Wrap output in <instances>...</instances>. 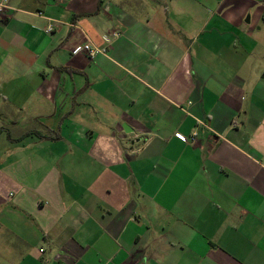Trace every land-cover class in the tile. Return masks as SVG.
Wrapping results in <instances>:
<instances>
[{"label": "crops", "instance_id": "obj_1", "mask_svg": "<svg viewBox=\"0 0 264 264\" xmlns=\"http://www.w3.org/2000/svg\"><path fill=\"white\" fill-rule=\"evenodd\" d=\"M6 5L0 264H264V0Z\"/></svg>", "mask_w": 264, "mask_h": 264}, {"label": "built area", "instance_id": "obj_2", "mask_svg": "<svg viewBox=\"0 0 264 264\" xmlns=\"http://www.w3.org/2000/svg\"><path fill=\"white\" fill-rule=\"evenodd\" d=\"M6 1L7 0H0V15L6 10L7 5H6ZM48 30H51V26L48 27ZM113 36H117L118 33L114 32L112 33ZM78 50H85L88 52L89 55L93 56L95 53H105V48H101V47H94L91 46L89 43L84 44L81 47H77L74 51H78ZM196 131H193L191 133V135L188 137V140L190 142L195 141L196 139ZM181 138H183V135H179Z\"/></svg>", "mask_w": 264, "mask_h": 264}, {"label": "trees", "instance_id": "obj_3", "mask_svg": "<svg viewBox=\"0 0 264 264\" xmlns=\"http://www.w3.org/2000/svg\"><path fill=\"white\" fill-rule=\"evenodd\" d=\"M30 134V133H28ZM35 134L39 137V138H43V139H57L58 138V133L56 131H51L49 130L47 133L43 134L40 133L38 131H35ZM24 136V135H23Z\"/></svg>", "mask_w": 264, "mask_h": 264}]
</instances>
